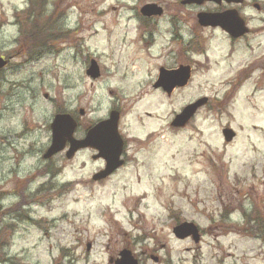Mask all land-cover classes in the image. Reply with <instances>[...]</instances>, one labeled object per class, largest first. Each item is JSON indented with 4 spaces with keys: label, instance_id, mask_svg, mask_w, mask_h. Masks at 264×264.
Here are the masks:
<instances>
[{
    "label": "rangeland",
    "instance_id": "obj_1",
    "mask_svg": "<svg viewBox=\"0 0 264 264\" xmlns=\"http://www.w3.org/2000/svg\"><path fill=\"white\" fill-rule=\"evenodd\" d=\"M180 1L47 0L38 21L71 41L37 59L18 55L15 14L29 0H0V55L12 56L0 70V224L11 228L0 264H113L124 248L141 264H264V25L230 57L226 35L197 23L214 5ZM146 4L162 14L142 16ZM90 60L96 78L85 73ZM177 63L191 67L188 83L170 95L153 88L158 65ZM202 97L189 122L170 126ZM56 107L76 111V138L121 109L123 166L93 181L103 168L94 151L44 160ZM253 209L260 229L244 222ZM180 222L200 229L198 243L174 236Z\"/></svg>",
    "mask_w": 264,
    "mask_h": 264
},
{
    "label": "water",
    "instance_id": "obj_2",
    "mask_svg": "<svg viewBox=\"0 0 264 264\" xmlns=\"http://www.w3.org/2000/svg\"><path fill=\"white\" fill-rule=\"evenodd\" d=\"M205 0H182V4H200ZM218 1V0H215ZM232 1V0H229ZM237 1V0H235ZM141 13L149 16L151 14H160L161 8L155 4H146L141 8ZM198 23L202 26H219L230 35L237 37L242 35L246 30L242 20L238 17L234 10L224 13H198ZM6 62L0 58V69L4 67ZM87 74L92 78L99 76V68L94 60H91ZM190 78V67L180 66L178 69L166 70L160 69L157 81L154 87L161 86L167 93H170L174 87L186 85ZM207 102V98L203 97L192 102L174 116L171 121L173 127H183L189 119L194 115L196 110ZM118 113L111 111L109 117L101 120L93 125L82 139H76L73 136L76 123L69 114H56L50 124L51 142L45 153L44 159H49L53 155L65 149L68 143L65 156L73 157L75 152L83 148H92L97 151L93 159L102 158L105 161L104 168L92 176L93 180H100L109 176L114 170L123 164L120 159L123 142L117 131ZM223 136L229 141L233 136L231 129H223ZM173 233L177 238H185L191 236L194 242L199 239L198 229L191 222H182L173 228ZM89 249V245H86ZM114 264H138L137 260L132 256L130 250L123 249L119 253V258Z\"/></svg>",
    "mask_w": 264,
    "mask_h": 264
},
{
    "label": "flooded vegetation",
    "instance_id": "obj_3",
    "mask_svg": "<svg viewBox=\"0 0 264 264\" xmlns=\"http://www.w3.org/2000/svg\"><path fill=\"white\" fill-rule=\"evenodd\" d=\"M34 1H36V0H34ZM40 1L41 2H47V0H40ZM206 2L212 3L214 5L211 8L212 10H210L211 13H223V12H226V11L234 10L237 13L238 17L245 24V30H246L245 33H243V35H240L238 37H232L231 35L226 33L224 30H222L218 26H216V27H210V26L203 27V28H214V29L221 30L226 35V37L228 39V42H229V56L230 57L232 56L231 54L233 52H235L237 45H239L241 43H243V44L246 43V46L249 47L248 38L250 36H253L256 33H258L260 28L264 25V18L258 16V14H263L264 13V0H237V1H235V0H232V1H229V0H218V1H215V0H213V1H204L202 4H205ZM202 4H200V5H202ZM45 7H46L45 5H41L39 7V9H40L39 12H41L42 9H44ZM247 13H249V15ZM161 14H162V9H161V13L158 14V15L157 14L156 15L151 14L148 17H146V16H144V17H146L148 19H152V18H154L156 16H160ZM250 15H252V16H250ZM257 18H258L259 21L262 22V24H260V25H254L253 24V21L257 20ZM59 19L61 21V27H62L63 26V22L65 21L64 17L60 16ZM47 23L48 22H45V21L37 22L38 25H41L40 26L41 30H38L36 32V34L34 36H32V37L26 36V34L20 30V37H19L18 42H17L18 55L23 54L27 58L33 56V57H36L37 59H40L41 57H43L46 54L53 55L54 54V49H53L52 45L56 44L57 42H60V41L62 42L64 40H67V42L71 41L70 40V36H71L70 33L65 34L64 32H62L59 29L58 25L53 26L54 22H52L51 26L49 24H47ZM148 23H149V26H147L145 31H147L148 34L150 35V34H153L152 31L154 29V26H153L154 24L150 23L149 21H148ZM69 31L70 30H68V32ZM178 53H179V55H181L180 52H178ZM0 56H2L4 59L7 60L6 66L9 64L10 60L12 59V56H7V57H5L4 55H0ZM180 64L181 63H177L176 65H167V66L158 65V70L160 69V67H164L166 69L176 68ZM249 67H251L253 69V71L254 70H258V68H259L258 66L254 67L252 63L250 64ZM248 69H250V68L247 67V69L245 68V69H243L240 72V74L241 73L244 74L243 78L247 74ZM261 72L264 73V67H261L260 74H261ZM85 73L87 74L86 71H85ZM260 74L258 75V78L262 77V75H260ZM261 80L262 79H259L257 83L260 84ZM235 82H237V84H241L242 80L238 76L236 78ZM233 85H234V83H233ZM44 97H47V94H44ZM213 104H214V107L216 108V110H219V108H220L219 107V103L216 104V102H215ZM113 110L117 111L118 115H119L118 123H117L118 124L117 127H118L119 126V120H120V117L122 115V110L119 109V108H115V109H112L110 111H113ZM77 112H78L79 115H83L84 114V109L80 107V108L77 109ZM56 114H69L75 120L76 128H77V126L79 124V117L77 116L76 111L74 109L65 110L62 107H56L55 110H54L53 117ZM89 127L90 126L86 127V130L84 131V134L89 129ZM228 128H230V126H228ZM118 131H119V129H118ZM234 137H235V135H234ZM124 148H126V140H125V138H123L122 158H123V155H124ZM83 150L94 151V150H92L90 148H86V149H83ZM100 160L102 161L103 166H104V161L102 159H100ZM123 160H124V158H123ZM101 169H99V170H101ZM21 193L22 192L19 191V193H18L19 196H20ZM199 232H200V237H201L202 232L201 231H199ZM199 239H201V238H199ZM156 259H158V258H156Z\"/></svg>",
    "mask_w": 264,
    "mask_h": 264
},
{
    "label": "trees",
    "instance_id": "obj_4",
    "mask_svg": "<svg viewBox=\"0 0 264 264\" xmlns=\"http://www.w3.org/2000/svg\"><path fill=\"white\" fill-rule=\"evenodd\" d=\"M41 5H44V2L41 3V1L39 0H31V3L29 5V7L27 9H25L23 12L19 13V14H15V20L17 22V25L20 27V30L22 32H24L26 34V36L28 37H32L36 34V32L40 29V25L37 24L38 21V17H39V7ZM45 22H48V19H45ZM49 35V34H48ZM20 201L18 203H16V205H20V202L24 201V196L21 193L20 194ZM26 200V199H25ZM26 203V201H25ZM12 208V207H11ZM10 209H7V211ZM5 212V211H4ZM256 214V210H252L251 211V215H247L243 213L244 216V222L248 223L250 221L255 222V226L257 229H260L261 227V220L257 217H255L254 215ZM1 228H0V262L5 261L4 259V253L1 251L3 250L4 247L7 246L8 244V238H4V234L7 232L9 234V230L10 225L7 224H0ZM12 234V233H10ZM4 238V240H3Z\"/></svg>",
    "mask_w": 264,
    "mask_h": 264
}]
</instances>
